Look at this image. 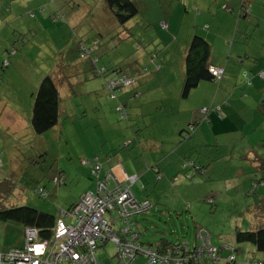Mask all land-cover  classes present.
I'll return each instance as SVG.
<instances>
[{"label":"crops","instance_id":"obj_1","mask_svg":"<svg viewBox=\"0 0 264 264\" xmlns=\"http://www.w3.org/2000/svg\"><path fill=\"white\" fill-rule=\"evenodd\" d=\"M131 1L136 3L138 11L141 9L147 11L150 6H153L156 11L158 10V14H162L164 18V21L160 24L161 30H167V25L171 22V18L176 12H181L185 16L188 14L187 8L190 7L198 12L194 16L193 26L187 27L185 43H183L182 49L178 53L177 64L173 63L170 54L173 51H177L175 48H172L174 49L173 51L166 49V53L159 56V59L157 53L154 52L153 54H156L154 63L146 58L147 63L145 66L148 67L151 73L141 75L132 87L123 89L117 95V99L110 100L109 103L104 104L106 105L104 108L99 103L100 93H103V80L99 85L92 84L86 93L82 92L80 95V98L84 101L78 103L81 108L79 116L84 117L90 112L95 119L94 128H98V131L95 137H88L92 150L88 156L86 155V159L83 160H88L90 164H80L82 170L77 172V181L81 189L78 196L69 204L67 210L83 193H95L97 182L109 175L108 190H113L117 186L128 185L135 199L148 200L152 208L154 205L157 206V212L153 215L154 220L148 221L145 219L144 217H146L147 213L142 216L143 218H137L139 244L155 250H157L158 245L167 246L170 243L177 245L184 241L188 242L186 239L172 238V232L169 234L168 231L161 229V227L159 230L158 226L162 224L163 217L172 219L173 216L179 217L184 209L191 210L192 205L187 202L185 204L181 203L180 198L187 197L193 185L196 184L198 187L206 183L207 180L211 183L222 182V179H224V182L237 181L236 186L232 185V188L241 187L242 191L246 190L248 188L246 185H248L247 196L255 197L257 198L256 201H258L254 205L252 204L251 208L255 206L254 209L257 215L258 211L264 215V186L262 185L264 183V169L259 167V160L264 159V157L255 150L257 146L255 140L252 141L254 138L253 132L264 125V77H261L262 81L258 80L257 87L254 89L251 88V85L244 90L243 83H240L242 85L238 88H232L234 82L239 83L236 75L240 70L234 67L233 64H230V66L229 62L225 64L215 62L217 56L214 53L216 44L220 50L224 49L223 43L225 40H220V34L227 30L225 28L227 21L229 23L232 22L231 17L228 15L231 12L228 4L232 3L234 6H238L237 23L241 19L249 23L254 17L248 15L249 17L245 19L244 16L239 15L241 0H165L168 2L167 8L163 7L165 5L162 3L164 0H151L149 4L147 3L149 0ZM137 1H140L143 7L139 6ZM207 2H210L209 6ZM205 4L207 7L202 8L203 12L199 14L200 6ZM211 4L214 7H211ZM222 5L223 9H221ZM88 6L89 2L86 5L85 0H0V155L3 156L1 151L6 150V145L9 149L10 143L21 147L35 139V134L29 127L30 105L29 109L27 104L25 108L22 105H17V99L12 100V105L5 97L14 92L20 94V91H16L13 88L5 92L2 90L6 76L5 67L3 68L5 60L9 59L10 61L14 58L15 64L17 60H20L17 58L19 50L17 51V48H15L19 45L17 43L13 44V42L18 40L16 37L18 38L21 33H37L43 28L49 29L53 34L58 33L59 29L63 30L60 26V21L54 25V16L65 17L67 26L74 30L75 26L82 21L81 14L82 17L84 16L79 11V8L86 7L87 10L90 9V6ZM94 10L96 11V9ZM98 10L96 15L99 17L97 18H100L107 10L110 11L102 0H99ZM222 10L226 11L227 14L223 13ZM231 13L233 14V12ZM220 15H222V23L217 20ZM199 18L200 22H198ZM97 23H101L104 26L103 20ZM162 26H165L166 29H162ZM199 29H201L202 35L199 34ZM84 31H87V29ZM193 35L204 38L210 44L211 64L221 67L224 75L221 78V82L217 85L216 93L213 91L212 82H201L186 99H181L180 93L184 78L183 59ZM162 36L166 38L165 35ZM91 39H95V37ZM91 39L86 40L85 36H79L77 40L79 42L84 40L85 43H89ZM173 39L177 42V38L176 40L175 38ZM78 41L76 42L78 43ZM22 44L23 47L26 46V43ZM161 45L164 44L161 43ZM47 46L52 48L50 43H47ZM165 48L166 46H163L162 50ZM168 48H171V42ZM232 50L233 47L230 53H232ZM45 51L41 54L46 59H52L51 63H54L55 53L51 54L48 51L50 54L47 55ZM100 52L101 48L99 47L96 50V54L98 55ZM107 52L105 51L106 54ZM26 54L27 51L22 55L24 61H26L25 58L28 59ZM32 56L28 60H32ZM244 59L237 57L233 63L242 66ZM256 61H249L251 70H253L252 65H257ZM83 62H73V64L77 63V67L72 72L73 77L77 74L83 75L81 78H73L77 82L76 85L87 82L94 83L97 79L89 72L92 68L90 62L88 61L86 65L85 61ZM120 62L119 59H112L107 67H118L123 71L124 69L120 67ZM157 63L161 66L158 71L154 68ZM78 64H82V69H78ZM103 65L105 64L103 63ZM16 66H13V70L16 69L21 78L33 80L30 77L28 67ZM142 67H144L143 61L141 65L138 64L137 68H133L130 63L126 62L125 69L128 74H132ZM79 71L82 72L79 73ZM244 72L247 71L245 70ZM34 79L36 81L34 83L36 89L39 81L37 74ZM249 79L251 80V78ZM206 83L209 85H203ZM99 86H101V89H98ZM61 96V120L49 132L52 131V136L58 140H62L64 136V141H66L71 138V135L66 132L69 127L67 119L76 117V112L70 111L71 109L74 110L72 99L78 95L75 92L73 96L64 88L61 91ZM89 98L93 100L91 104L85 101V99L88 100ZM28 99L30 100L29 104H31V95L28 96ZM119 104L122 105L126 113V118L121 119L123 121L115 120L116 117L111 113V111H114L118 115L116 107ZM209 107H211V111L207 116L200 113L202 108L208 109ZM20 111H25V116L21 115ZM67 111L69 113L62 119V115H65ZM107 118L112 119L113 124H110ZM88 127L86 125V129ZM101 128L110 131L114 136L108 137ZM96 136L97 140H95ZM240 143L246 144L239 149L238 145ZM41 148H44V146H41ZM84 153L86 154L87 152L84 151ZM96 162L100 164L101 169L97 176H93L92 171ZM35 163L37 164L38 162H32V164ZM0 165H2L0 166V169H2L3 163L1 160ZM76 168L78 167L76 166L73 169ZM73 172L75 173V170ZM229 173H233L237 178H226L225 176ZM250 175H254L255 179L247 180V176ZM64 176V172H58L56 176L52 177V182L54 178H62V183H56L55 186H64L66 184ZM126 176H134V182L129 184L126 181ZM2 177H5V175L0 171V178ZM240 177H244L242 181ZM190 184L193 185L190 187ZM251 189L256 192L254 194L251 193ZM60 192L62 190H59V195ZM170 193L172 195L167 196ZM166 198H170V200ZM205 199L203 201L207 203H209V200L214 201L213 194L210 193ZM213 203L209 204L213 205ZM60 210L57 211L56 215L52 212H43L58 216ZM108 217H113V215L110 214ZM63 221L69 224L71 219L64 217ZM148 222L154 227V233L157 234L155 240H146L145 238L144 231L148 229L146 227ZM163 224L167 225V222ZM18 226L22 228V232H18V242H12V246H0V253H6L23 246L25 227ZM199 229L205 230L200 225L196 226V241L188 242L191 247L198 245L200 242L197 239V231ZM208 234L210 236V244H212L211 235L209 232ZM231 241H234L233 236ZM113 246L114 244L109 246L105 243L99 247L100 253L98 255L97 252L95 253L97 264L99 261L101 264H122L119 258H116V248ZM224 246L230 247L233 244L223 241L219 247L221 248V253L222 249L226 251ZM234 251L236 252L235 248ZM227 254H229L228 251L222 255L226 256ZM259 256L255 259H264V256ZM204 263L207 264L204 261L199 264ZM126 264H148V262L145 257L137 256L130 261L126 260Z\"/></svg>","mask_w":264,"mask_h":264},{"label":"rangeland","instance_id":"obj_2","mask_svg":"<svg viewBox=\"0 0 264 264\" xmlns=\"http://www.w3.org/2000/svg\"><path fill=\"white\" fill-rule=\"evenodd\" d=\"M85 2L86 5L89 2L90 9L86 10V7L79 8V11H81L84 16L82 17L81 14V23L76 26L74 25V32L70 30L71 28L68 27L64 21L62 22L64 25H62V28L64 29L63 31L65 35L58 40H61L63 50L66 52L64 59L71 61L77 60L75 59L77 57L75 43L79 36H85L86 40L97 37L100 40L101 52L99 54H101L103 62L108 64L112 59H119L121 61L120 67L124 69V72H127L125 69L126 62L130 63L133 68H137L138 64L141 65L143 61L145 67L147 63L146 58L150 60V53H157L159 59V56L166 53V49H169L168 51H173L174 49L172 48H175L177 51L170 53L171 59L173 63L175 62V64H177L179 58L178 53L182 49L183 43H185L187 27L193 26L194 16L197 15L198 12L197 10L192 9V7L187 8L188 14L185 16L181 12H176L171 18V22L167 25V30H161L160 24L164 21V18L162 14H158V10L156 11L153 6L147 8V11L142 9L138 11L137 15L130 22L126 23L125 26L119 25L111 12L107 10L100 17L101 20H103V26L101 23H97L101 22L100 18H97L99 16L96 15L99 11V0H85ZM137 2L139 3V6H142L140 1ZM147 3H151V0L147 1ZM162 3L165 4L163 6L164 8L168 7L167 1L164 0ZM209 3L210 2H207L208 6ZM247 4L251 9L249 14L254 17L249 23L245 22L243 19L237 23L238 6H234L232 3L228 4V8L233 12V14L231 12L228 13L232 22L229 23V21H227V25H225L227 30L220 34V40H225L223 43L224 46L221 44L224 49L220 50L216 44V51L214 52L217 56L215 62H221V64L229 62V65L233 64L234 67L240 70L236 75L239 83L234 82L232 88H238L242 85L240 83H243L244 90L251 85L252 89L257 87L258 80L262 81L259 74L264 72V0H247ZM212 6L213 4H211V7ZM206 7V4L200 6L201 9H199V14L203 12L202 8ZM94 9H96V11ZM221 9H223V5ZM222 12L227 14L224 10H222ZM221 16L222 15L217 18L219 23H222ZM200 18L198 19V22H200ZM85 29H87V31H84ZM127 29L130 32H128ZM198 31L200 35L203 34L201 29ZM205 31H207V29H205ZM49 34L53 35L52 37H56L52 31L49 33L47 30L42 33L37 32V35H26L24 41L27 42L24 47L22 46L23 44L21 41L16 42L19 46L15 48H17V51L19 50L18 53L21 55H18L17 58L20 60H17L15 64L13 61L15 59L13 57L10 61L8 59L10 66L4 68L6 76L3 81L4 86L2 87L4 92L11 88L20 91V94L14 92L5 97L12 105V100L17 99V105H22L25 108L27 104L29 109L30 100L28 99V96H30V93L35 90L34 83H36V81L34 76L37 74L40 80L45 72H50L52 59H46L41 53L46 50L45 52L49 55L50 53L57 52L58 48H50L47 46V38L49 37ZM162 35H165L166 38ZM173 38H175V40L177 38V42L174 41ZM92 40L93 39H91L90 42ZM160 42L164 45H161ZM170 42L171 48H168ZM13 44H15V41ZM68 45L70 47H68ZM163 46H166L164 50H162ZM232 47L233 50L232 53H230ZM25 51H27L26 55L28 59L33 55L32 60L25 58L26 61H24L22 55ZM48 51H50V53ZM105 51H108L107 54ZM237 57L245 58L242 66L233 63ZM251 60H257V65H252L253 70L249 67L251 66L249 62ZM86 64L88 63L85 62V65ZM14 65L15 67H17L16 65L22 66V68L28 67L30 77H32L33 80H25L23 77L21 78L18 71L16 69L13 70ZM79 66H81V68H79ZM78 69H82V64H78ZM245 70L248 72V77L246 76L244 79L242 74ZM81 72L79 71V73ZM75 77L81 78L83 75L77 74ZM249 78H251L252 81L250 86L247 85V79ZM100 83H102V79L97 78L94 83L87 82L75 87L74 90L78 96L72 99L74 110L71 109L70 111L76 112V117L73 119H67V125H69V127L66 129V132L71 135L70 139L64 141L63 136L62 140H58L52 136L51 131L42 135H35V139L27 145L20 147V145L17 146L10 143L9 149L6 145V150L1 151L3 156L0 155V160L3 163V168L0 169V171L13 181L14 190L10 196L13 206H29L40 211L52 212L56 215L57 211L60 209L67 211L69 204L78 196L81 189L80 184H78L77 181V172L82 170L80 161L86 159V155L88 156L89 152L92 150V146L89 145L90 140L88 137H95V134L98 131V128H94L95 119L90 112L84 115V117L79 116L81 108L78 103L84 101L80 98L82 92L86 93L92 84L99 85ZM203 85L209 84L206 83ZM211 85L213 86L214 93H216L218 84L212 82ZM98 89H101V86H99ZM100 95L99 103L104 108L106 106L104 104L109 103L110 100L108 99L106 91L103 90V93H100ZM85 97L87 96L85 95ZM85 101L88 104L93 102L92 98H89L88 100L85 99ZM210 108L211 107L207 109V113H204L202 110H200V113L207 116L211 111ZM68 113L69 112L67 111L65 115H62V119L67 116ZM111 113L116 117L115 120L123 121L121 120L122 118L119 112V116L114 111H111ZM20 114L25 116L26 113L25 111H20ZM107 119L110 124H113L112 119ZM86 125L89 126L88 129H86ZM101 129L108 137L114 136L113 133L105 128ZM252 135H254L252 141L255 140L257 143L255 150L264 157V125L253 132ZM95 140H97V136ZM245 144L246 143H240L238 148H243ZM41 146H44L45 149L41 148ZM84 151L87 153L85 154ZM34 161L38 163L32 164ZM76 166L78 168L73 169ZM73 170H75V173ZM58 172L65 173L64 178L66 184L64 186H55L52 184V177L54 175L56 176ZM225 177L237 178L233 173H229ZM240 178L242 181L244 177ZM248 179H255V177L254 175H250L247 176V180ZM236 182L237 181L224 182V179H222V182L219 183H211L207 180L206 183H203L198 187L196 184L193 185L194 183L190 184V187L193 185L192 188H190V192L187 194V197L180 198V201L183 204L186 202L190 203L192 209H184L179 217L173 216L172 219L163 217V222L158 226V229L160 230L161 227V229L168 231L169 234L172 232L171 236L174 239H186L188 242L192 243L196 241V226L200 225L210 233L212 241L211 245L213 247L219 248L223 241L233 244L236 250V252H234V264H252L251 262H253L255 258L259 255H261L259 257H262L264 254L257 252L253 246L247 243L235 245L234 242L231 241V238L236 228L241 231H247L264 227V215H262L260 211H258L257 215V212L254 209L255 206L251 208L252 204L254 205L258 201H256L257 198L255 197L247 196L249 186L246 185L248 188L244 191H242L241 187L232 188V185L236 186ZM39 188H44V192L47 191V196L45 198H42L36 193V190ZM59 190H62L60 195ZM210 193H212L214 197V201L212 200L214 202L213 205L203 201L205 198L207 199ZM170 195H172V193L167 196ZM166 199L170 200V198ZM155 212H157V206L154 205L144 218L148 221L154 220L155 218L153 215L156 214ZM137 217L143 218L142 216ZM164 222H167V225H164ZM146 225V227H148V229L144 231L146 240H155L157 234L154 233V227L150 225V222ZM19 231L22 232V228L18 225L0 222V246H12V242L17 243L19 239ZM106 245L111 246L113 244L109 241ZM233 246L230 247L233 248ZM225 249L228 251V247ZM226 251L222 249V254H226ZM96 252L98 255L100 249L98 248ZM116 258L118 259L117 254ZM248 260L251 262L249 263ZM98 264H101L100 261Z\"/></svg>","mask_w":264,"mask_h":264},{"label":"trees","instance_id":"obj_3","mask_svg":"<svg viewBox=\"0 0 264 264\" xmlns=\"http://www.w3.org/2000/svg\"><path fill=\"white\" fill-rule=\"evenodd\" d=\"M102 1L107 5L109 10L113 14L116 22L121 26H125V24L128 23L131 19H133L138 13V6L136 5V3H134L131 0H102ZM249 12H250V8L248 7L247 0H241L239 7V15H242L244 16L245 19H247L250 16ZM59 21L61 27L63 25L62 24L63 21L66 23L65 17L54 16L53 18L54 25H56V23H59ZM162 29H166V27L162 26ZM47 30L50 33V30L46 28H43L38 32L42 33ZM63 30L59 29L58 33H54L56 37L55 36L52 37L53 35L49 34V37L47 38V43H50L52 47L58 48V51L54 52L55 62L54 63L52 62L53 64H51L52 67L50 72L47 73L45 72L42 78L37 82V87L34 90V92L30 93L32 101L30 104L29 127L35 135H42L46 132H49L59 124L61 120V101H62L61 91L65 88L69 94L71 95L73 94V96L75 95L74 89L75 86H77L76 85L77 82H75L74 80L75 78L73 77V74L70 71L75 70V67H77V63L73 64L75 60L71 61L64 59V55L66 52L65 50H63V47L61 45V40L60 41L58 40L65 35ZM70 30L74 32L73 29ZM26 35L29 36L37 35V33H21L17 39L22 43H26L27 41L26 42L24 41L26 39ZM17 41H15V44ZM99 41H100L99 38L95 37V39H93L90 43H85L84 40L80 42L78 41V43L76 42L75 44H76L77 57L75 59H77L76 61L90 62L92 68L89 70V72L93 74L92 76H94L95 78H100L103 80V90L106 91L108 99L115 100L117 99V95L123 89L132 87L141 75H148L151 73V71L148 69L147 66H145L132 74H128L127 72H124V70L122 71L118 67H112V66L107 67L109 63L105 64L103 62L101 54L98 55L96 54V50L100 47ZM64 46H65V42H64ZM149 58L150 61L154 63V58H156V54L150 53ZM210 59H211L210 44L204 38L198 35H193L189 42L187 51L183 59L184 78L180 93L181 99H186L191 93V91L197 88V86L201 82H214L217 84L220 83L221 79L217 80L216 78H214L209 73L208 69L210 67H215L220 69L222 68L212 65ZM238 61L240 62V60ZM103 63L105 65H103ZM3 65H4L3 68L9 66L8 59L5 60V63ZM160 67L161 66L159 63L154 65L156 71H158ZM261 74H264V72L259 74L260 78H261ZM223 75H224V71H223ZM246 76H247V72H244L243 77L246 78ZM119 78H126L127 80L131 81V83H129V85L127 86L118 84L113 90L109 89L108 88L109 81L110 80L116 81ZM250 83L251 80L247 79L248 86H250ZM118 108H120V110H118ZM201 110L202 111L205 110V112L207 113V108H202ZM116 111L120 113V116L121 113H123L124 117L121 116L122 119L126 118L125 110L123 109L121 104H119L116 107ZM80 164L86 165V164H90V162L88 160H81ZM98 166L101 169L100 164L96 162V164L93 167L92 174L95 173V170ZM259 167L261 169H264V159L259 160ZM58 179L61 181L60 183H62V178H58ZM52 183L54 185L56 184L54 181ZM253 187L252 189H254ZM13 190H14L13 181L10 178H8V176L0 178V222L21 225L25 228H33L37 231V237L39 240L50 239L53 235V230L56 221L58 219V216L45 213L43 211L37 210L29 206H24V205L13 206L10 200V196L13 193ZM255 192H256L255 190L251 191V193L253 194ZM36 193L42 198H45L47 196V192L46 191L44 192V189H37ZM71 207L68 210H70ZM150 210L151 209H149L147 212H149ZM147 212L138 216H143ZM137 218H138L137 216L134 218V222L136 223V226L138 228ZM233 240L235 245L247 243L253 246V248L257 252L264 254V227L251 229L247 231H241L235 229V232L233 234ZM174 246L176 245L170 243L167 246L158 245L156 249L158 251H163L169 248H173ZM234 263L235 261L226 264H234Z\"/></svg>","mask_w":264,"mask_h":264},{"label":"built area","instance_id":"obj_4","mask_svg":"<svg viewBox=\"0 0 264 264\" xmlns=\"http://www.w3.org/2000/svg\"><path fill=\"white\" fill-rule=\"evenodd\" d=\"M208 70L217 80L223 76L220 68L210 67ZM129 83L131 81L126 78L110 80L108 88L113 90L118 84L127 86ZM121 116L124 117L123 113ZM99 170L98 166L93 175L97 176ZM108 180L109 175H106L97 182L95 193H83L70 210L59 211L50 239L39 240L35 229L25 228L23 246L0 253V264H97V249L109 241L115 245L122 264L137 256L145 257L148 264H196L201 261L207 264H226L235 261L234 248L228 247L229 254L223 256L221 248L210 244V236L203 229L197 231L200 242L193 247L188 242H181L163 251L143 247L138 242L134 218L151 209V204L147 200L135 199L128 185L108 190ZM134 180V176H126L129 184ZM53 181L61 182L58 178ZM209 203L213 201L209 200ZM109 214L113 217H108ZM64 217H69L71 222L66 224ZM251 263L264 264V259L253 260Z\"/></svg>","mask_w":264,"mask_h":264}]
</instances>
